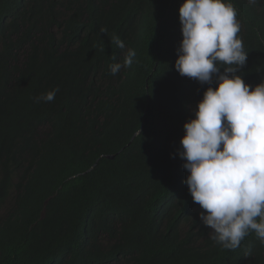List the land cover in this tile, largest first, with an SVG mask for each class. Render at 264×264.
Here are the masks:
<instances>
[{
    "label": "trees",
    "instance_id": "trees-1",
    "mask_svg": "<svg viewBox=\"0 0 264 264\" xmlns=\"http://www.w3.org/2000/svg\"><path fill=\"white\" fill-rule=\"evenodd\" d=\"M230 2L254 89L264 0ZM183 3L0 0V264H264L254 231L210 238L185 183L184 124L218 84L175 68Z\"/></svg>",
    "mask_w": 264,
    "mask_h": 264
},
{
    "label": "clouds",
    "instance_id": "clouds-1",
    "mask_svg": "<svg viewBox=\"0 0 264 264\" xmlns=\"http://www.w3.org/2000/svg\"><path fill=\"white\" fill-rule=\"evenodd\" d=\"M236 17L230 0H184L179 8L183 40L175 62L181 76L218 84L207 88L195 118L184 124L179 156L189 173L185 183L203 210L200 219L211 229L210 238L229 250L240 247L253 231L264 243V82L253 89L237 75L248 53L238 36L241 25ZM111 42L125 47L119 36L113 35ZM135 55L128 50L123 64L112 65V74L130 67ZM58 91L35 100L51 102Z\"/></svg>",
    "mask_w": 264,
    "mask_h": 264
}]
</instances>
